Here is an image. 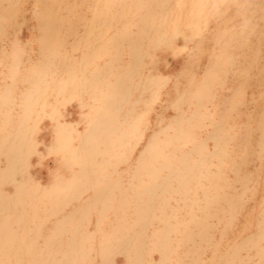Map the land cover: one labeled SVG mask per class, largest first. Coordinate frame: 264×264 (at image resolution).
Wrapping results in <instances>:
<instances>
[{
    "label": "rangeland",
    "instance_id": "374dc122",
    "mask_svg": "<svg viewBox=\"0 0 264 264\" xmlns=\"http://www.w3.org/2000/svg\"><path fill=\"white\" fill-rule=\"evenodd\" d=\"M67 2L71 1H64ZM60 3V0H20L16 18L0 37V87L10 82L7 68L15 60L12 56L15 38L19 39L16 92L30 87V69L50 59L43 51L40 14ZM5 4L6 0H0L1 6ZM145 11L150 12L153 24H149L147 34L149 54L139 65L144 85L130 97L133 104L130 118L136 123L138 134L120 147L122 159L108 170L121 173L124 182L136 172L143 173L140 177L145 178L147 169L138 171L136 166L151 140L160 157L169 155L178 160L184 151H190L191 160L201 161V172L184 194H175L170 200L179 205L180 227L174 234L176 251L167 264L191 261L192 254L186 253L178 231L195 230L205 214L213 226L198 263L221 264L235 244L259 231V221L264 215V0H76L73 16L64 21L66 31L61 37L60 54L52 60L57 63L55 82L66 77L65 70L70 66L76 67V72L84 69L88 73L94 65L100 69L111 67V61L115 69L131 63L128 46L113 61L110 42L120 40L124 30H136ZM90 31L94 32L91 38ZM85 60L84 68L81 64ZM210 77L215 79L204 89L203 83ZM108 80L110 83L105 86L79 97L72 96L69 90L47 89L44 101L48 114L37 116L34 133L37 153L29 159V173L35 184L47 186L52 179L48 172L74 171L63 166L64 158L77 146L88 119L102 105V91L107 93L111 86V79ZM19 107L14 105L13 114ZM221 120L225 125L215 142L212 134ZM62 125L73 130L61 149L56 147L60 136L56 129ZM158 161H154L155 165ZM137 181L134 183L138 184ZM215 185L222 187L217 203L211 201ZM4 188L11 190L12 186ZM231 193L239 202L232 222L226 225L230 210L225 197ZM128 213L114 208L106 210L101 218L102 230L122 229L117 225L118 216ZM96 219L97 213L93 212L87 229L93 230ZM154 228L149 227L147 233ZM263 251L264 236L242 247L231 264H259ZM125 259L122 253L113 255L116 264ZM158 260L159 254L153 250L146 262L153 264Z\"/></svg>",
    "mask_w": 264,
    "mask_h": 264
},
{
    "label": "bare ground",
    "instance_id": "6f19581e",
    "mask_svg": "<svg viewBox=\"0 0 264 264\" xmlns=\"http://www.w3.org/2000/svg\"><path fill=\"white\" fill-rule=\"evenodd\" d=\"M64 1L60 0L56 8L50 4V8L40 12L43 51L50 59L36 69L29 68L30 87L26 91L16 92L18 38L14 40L16 49L12 56L15 60L7 68L10 82L0 87V264H116L113 255L118 253L126 258L121 264H147V256L153 250L159 254V260L153 264H167L176 251L174 234L180 227L177 215L179 205H173L170 200L175 194H184V190L200 174L201 161L191 160L190 151H184L178 160H173L169 155L160 157L159 149L151 140L136 166L138 171L147 169L145 178L140 177L143 173L136 172L128 182H124L121 173L108 170L122 159L120 147L125 145L128 138L138 134L137 125L130 118L133 112L130 97L134 90L144 85L139 65L149 54L147 34L153 17L149 11H145L136 30H124L120 33V40L110 42L112 60L118 59L128 46L131 63L115 69L116 65L113 66L111 61V67L100 69L94 65L88 73H84V69L76 72V67L68 66L66 77L55 82L53 73L57 70V63L52 60L60 54L61 37L66 31L64 21L73 16L72 8L76 2ZM19 2L6 0L4 6L0 5V37L5 33L6 26L16 18L20 10ZM178 15L182 17V14ZM89 33L88 37H93L94 32ZM86 62L81 64L84 68ZM23 77L26 78L27 74ZM109 78L111 86L109 90L107 88V93L102 91V105L97 106L88 119L77 146L64 158L63 166L66 169L74 168V171L66 174L48 172L52 179L47 186L35 184L29 173V159L37 153L38 142L34 137L38 127L37 116L48 114L44 101L47 89L69 90L72 96L79 97L84 92L98 90L110 83ZM214 79L208 78L206 84L203 83L204 89ZM15 104L20 107L13 114ZM49 113H53V110ZM221 121L212 134L215 142L220 139L225 125L224 120ZM56 130L60 133L56 147L62 149L67 145L66 139L73 128L62 125ZM155 159L159 160L158 165H155ZM136 179L138 184L134 183ZM7 185L12 189L4 188ZM221 188V185H215L211 199L213 203L218 202ZM227 196L225 202L230 212L225 219L226 225L232 222L239 202L232 193ZM110 208L129 213L118 216L117 225L122 229L106 232L101 228V218ZM93 212L97 213V219L93 230H90L87 226ZM207 220L208 214H205L195 230L178 231L186 253L192 254L188 264H199L203 244L208 245L209 229L213 225ZM149 227H155L150 234L147 233ZM263 236L264 215L259 221V231L253 237L235 244L221 264H231L242 247ZM259 264H264V257Z\"/></svg>",
    "mask_w": 264,
    "mask_h": 264
}]
</instances>
